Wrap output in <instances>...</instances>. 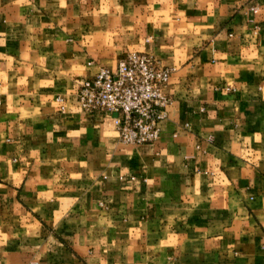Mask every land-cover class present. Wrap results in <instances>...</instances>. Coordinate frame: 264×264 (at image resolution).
<instances>
[{"label":"crops","instance_id":"1","mask_svg":"<svg viewBox=\"0 0 264 264\" xmlns=\"http://www.w3.org/2000/svg\"><path fill=\"white\" fill-rule=\"evenodd\" d=\"M129 51L150 144L75 97ZM0 264H264V0H0Z\"/></svg>","mask_w":264,"mask_h":264},{"label":"built area","instance_id":"2","mask_svg":"<svg viewBox=\"0 0 264 264\" xmlns=\"http://www.w3.org/2000/svg\"><path fill=\"white\" fill-rule=\"evenodd\" d=\"M250 10L256 12L257 7ZM172 71L148 53L129 51L114 68L99 66L83 79L75 97L83 112L111 116L122 143H154L171 102L167 86ZM55 100L63 110L65 98L58 95Z\"/></svg>","mask_w":264,"mask_h":264},{"label":"rangeland","instance_id":"3","mask_svg":"<svg viewBox=\"0 0 264 264\" xmlns=\"http://www.w3.org/2000/svg\"><path fill=\"white\" fill-rule=\"evenodd\" d=\"M126 54V53H125Z\"/></svg>","mask_w":264,"mask_h":264}]
</instances>
